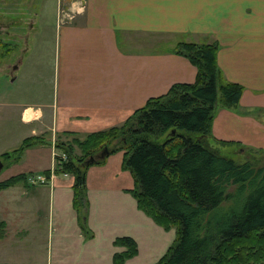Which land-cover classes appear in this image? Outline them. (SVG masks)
<instances>
[{
    "label": "crops",
    "instance_id": "1",
    "mask_svg": "<svg viewBox=\"0 0 264 264\" xmlns=\"http://www.w3.org/2000/svg\"><path fill=\"white\" fill-rule=\"evenodd\" d=\"M54 12L56 36H47L44 50L52 58L48 74L37 65L41 57L35 75L26 65L20 71L22 61L0 67L22 87L16 97L0 92V155L26 138H43L2 163L0 181L26 174L27 183L0 190V264H113L125 250L114 244L121 236L137 244L124 264H155L175 229L139 209L124 151L88 167L81 215L73 176L54 172L56 141L120 126L149 98L194 82L197 68L176 44L217 43L223 77L243 91L237 105L217 107L207 141L218 151H264V0H57ZM47 171L46 182L28 181Z\"/></svg>",
    "mask_w": 264,
    "mask_h": 264
},
{
    "label": "trees",
    "instance_id": "2",
    "mask_svg": "<svg viewBox=\"0 0 264 264\" xmlns=\"http://www.w3.org/2000/svg\"><path fill=\"white\" fill-rule=\"evenodd\" d=\"M217 50V43H177L174 51L197 68L194 82L174 84L149 98L120 126L56 143L54 172L73 176V206L81 215L88 167L124 151L122 165L134 178L130 192L139 209L163 228L175 229L172 244L155 264H264V164L236 162L207 141L217 107L237 105L243 91L223 77ZM41 142L26 138L2 153L0 162L18 159L26 147ZM26 176L0 181V190L26 184ZM5 226L0 220V238ZM114 244L125 250L113 255V264H124L137 253L129 236Z\"/></svg>",
    "mask_w": 264,
    "mask_h": 264
},
{
    "label": "rangeland",
    "instance_id": "3",
    "mask_svg": "<svg viewBox=\"0 0 264 264\" xmlns=\"http://www.w3.org/2000/svg\"><path fill=\"white\" fill-rule=\"evenodd\" d=\"M56 3L57 0H0V67L4 68L6 63L22 61L20 71L26 70L24 69L26 65L31 73L34 71L32 68L36 66L37 58L41 57L37 65H40L45 75L48 74L52 67V58L45 54L44 50L50 48V41L46 43L47 36H56L54 12ZM40 36H44L45 40L42 41ZM26 44L29 50L23 51L22 47ZM3 68L0 69V92L8 91L9 97H16L22 90L19 86L20 81L16 79L14 84H11V74L5 72ZM31 74L35 75L33 72ZM33 80L35 81V76ZM33 80L30 82L34 85ZM28 84L29 81L25 78L24 86ZM1 96L5 94L0 95L3 99ZM56 149L55 154L59 152V149ZM218 149L239 163L252 161L256 165L264 164V151L235 150V147L229 145H220ZM0 173H4V170Z\"/></svg>",
    "mask_w": 264,
    "mask_h": 264
},
{
    "label": "built area",
    "instance_id": "4",
    "mask_svg": "<svg viewBox=\"0 0 264 264\" xmlns=\"http://www.w3.org/2000/svg\"><path fill=\"white\" fill-rule=\"evenodd\" d=\"M64 156V155H62ZM29 181L33 184H42L47 181V178L43 174H37L29 178Z\"/></svg>",
    "mask_w": 264,
    "mask_h": 264
},
{
    "label": "water",
    "instance_id": "5",
    "mask_svg": "<svg viewBox=\"0 0 264 264\" xmlns=\"http://www.w3.org/2000/svg\"><path fill=\"white\" fill-rule=\"evenodd\" d=\"M105 151H106V149H105ZM104 153H105V152H102V153H101V156H103V155H104ZM90 160H93V157H92V158H90ZM1 167H2V163L0 162V169H1Z\"/></svg>",
    "mask_w": 264,
    "mask_h": 264
}]
</instances>
